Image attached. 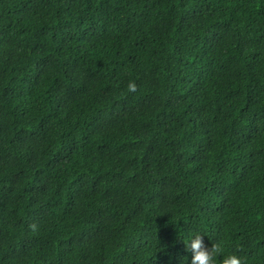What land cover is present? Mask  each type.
Wrapping results in <instances>:
<instances>
[{
	"label": "trees",
	"instance_id": "trees-1",
	"mask_svg": "<svg viewBox=\"0 0 264 264\" xmlns=\"http://www.w3.org/2000/svg\"><path fill=\"white\" fill-rule=\"evenodd\" d=\"M195 233L264 264V0H0V264Z\"/></svg>",
	"mask_w": 264,
	"mask_h": 264
},
{
	"label": "clouds",
	"instance_id": "clouds-1",
	"mask_svg": "<svg viewBox=\"0 0 264 264\" xmlns=\"http://www.w3.org/2000/svg\"><path fill=\"white\" fill-rule=\"evenodd\" d=\"M127 91L136 92L137 85L135 82H129ZM29 227L36 231L38 226L35 223ZM186 247L192 252L191 264H247L246 258L239 255L242 251L241 246H237L236 251H227L223 240H216L208 247L200 233H195L190 239V243L186 242ZM222 257V259L220 258Z\"/></svg>",
	"mask_w": 264,
	"mask_h": 264
}]
</instances>
